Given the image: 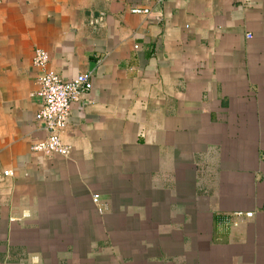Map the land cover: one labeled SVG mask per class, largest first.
Returning <instances> with one entry per match:
<instances>
[{"label":"crops","instance_id":"0c3cea01","mask_svg":"<svg viewBox=\"0 0 264 264\" xmlns=\"http://www.w3.org/2000/svg\"><path fill=\"white\" fill-rule=\"evenodd\" d=\"M37 49L93 79L68 157ZM0 264H264V0H2Z\"/></svg>","mask_w":264,"mask_h":264},{"label":"built area","instance_id":"2783aa9c","mask_svg":"<svg viewBox=\"0 0 264 264\" xmlns=\"http://www.w3.org/2000/svg\"><path fill=\"white\" fill-rule=\"evenodd\" d=\"M2 0H0L1 4ZM136 15H147V9H135ZM50 55L43 49H37L33 57V65L39 71L38 84L41 106L36 114V120L45 126L47 138L38 143L33 150L47 156L59 155L68 157L70 149L62 141V135L68 128L72 108L81 104L85 96L89 95L94 87L90 74H80L76 78L64 81L57 73L49 68ZM100 195H94L93 202L100 214L105 212L101 204ZM237 217L252 218L253 213H237Z\"/></svg>","mask_w":264,"mask_h":264}]
</instances>
